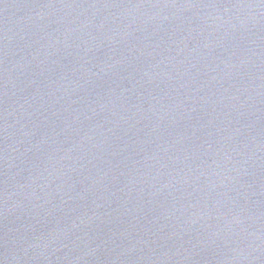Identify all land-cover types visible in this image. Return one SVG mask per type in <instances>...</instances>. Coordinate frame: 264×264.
<instances>
[{
  "label": "water",
  "instance_id": "95a60500",
  "mask_svg": "<svg viewBox=\"0 0 264 264\" xmlns=\"http://www.w3.org/2000/svg\"><path fill=\"white\" fill-rule=\"evenodd\" d=\"M0 264H264V0H0Z\"/></svg>",
  "mask_w": 264,
  "mask_h": 264
}]
</instances>
